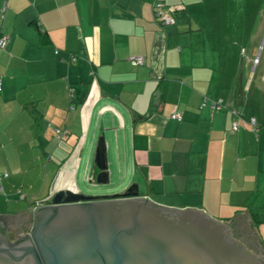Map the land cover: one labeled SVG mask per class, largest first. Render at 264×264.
<instances>
[{"label": "crops", "instance_id": "1", "mask_svg": "<svg viewBox=\"0 0 264 264\" xmlns=\"http://www.w3.org/2000/svg\"><path fill=\"white\" fill-rule=\"evenodd\" d=\"M211 1L0 0V191L21 193L36 175L41 198L0 214L49 205L61 190L113 196L138 184L157 204L227 225L247 214L264 246L261 37L235 39L229 15L200 13ZM156 2L175 23L157 20ZM55 129L68 137L57 142ZM100 138L107 185L96 182Z\"/></svg>", "mask_w": 264, "mask_h": 264}, {"label": "water", "instance_id": "2", "mask_svg": "<svg viewBox=\"0 0 264 264\" xmlns=\"http://www.w3.org/2000/svg\"><path fill=\"white\" fill-rule=\"evenodd\" d=\"M98 184L109 183L106 149L96 150ZM33 227L25 239L11 243L5 223L15 231L17 218ZM227 225L204 210L176 208L142 197L139 185L113 196L57 192L51 203L32 211L0 214V255L28 264H264L240 240L264 250L246 221ZM28 229H25L26 231ZM245 230L247 231L245 233ZM257 254V252H255ZM0 264H10L0 257Z\"/></svg>", "mask_w": 264, "mask_h": 264}, {"label": "rangeland", "instance_id": "3", "mask_svg": "<svg viewBox=\"0 0 264 264\" xmlns=\"http://www.w3.org/2000/svg\"><path fill=\"white\" fill-rule=\"evenodd\" d=\"M206 7L207 9H202L201 11L200 7H198L200 13L205 14L208 12L214 16L221 14L230 16L229 26L236 34L235 39L239 40L240 37L238 34H243L244 30L255 32V35L259 38L261 37L255 57L264 63V33L261 35L264 28H261L260 34H257V28L264 26V0H212L206 4ZM257 36L253 37V41L257 39ZM22 181V183L25 182V185L21 184L17 189L19 192L22 191L21 193L15 192V195H10L0 191V200L6 202L5 204L2 202L3 205L1 204L0 206L3 210H7L5 208L7 205L9 212L25 209L28 208L29 202L40 198L39 194H36V175L33 178L29 177L28 180L22 179ZM21 194L26 195V199L22 200L20 197ZM9 201L12 203L8 204ZM255 225L257 227V224Z\"/></svg>", "mask_w": 264, "mask_h": 264}, {"label": "built area", "instance_id": "4", "mask_svg": "<svg viewBox=\"0 0 264 264\" xmlns=\"http://www.w3.org/2000/svg\"><path fill=\"white\" fill-rule=\"evenodd\" d=\"M162 8L163 6L160 3H156L154 5V11H155V16L157 18V20H159L162 24H173L175 23V18L172 16H169L167 14H164L162 12ZM6 9V3H4L3 7H2V14H4ZM8 42V38L6 36L1 35L0 36V48H4L6 46ZM131 64L133 66H141L144 64V57L142 56H137L131 59ZM1 90V88H0ZM212 109L214 111H220V110H224L225 106L222 105L221 101H216L214 103H212ZM173 119L176 120H181V116L179 114H174L172 116ZM245 122V121H244ZM248 123L251 126V129L254 133L258 134V132L260 131V126L257 122V120L255 118L250 119ZM239 128V122L238 121H233L232 123V130L236 131ZM69 135L67 130H60V129H55V140L57 142H60L62 140H64L65 138H67ZM7 176V174H6Z\"/></svg>", "mask_w": 264, "mask_h": 264}, {"label": "flooded vegetation", "instance_id": "5", "mask_svg": "<svg viewBox=\"0 0 264 264\" xmlns=\"http://www.w3.org/2000/svg\"><path fill=\"white\" fill-rule=\"evenodd\" d=\"M16 219H18L19 223H16L18 228L15 231H12V228L8 226V222L5 223L6 231H7V237L9 238L11 243L16 242L17 240L25 239L27 236V233L24 230L25 229H30V230L32 229L29 226V223H27L25 221H21L22 218L19 219L16 217ZM246 232L247 231L245 230V233ZM233 235H234V238L243 242V244L247 247V249H249V250L251 249L250 250L251 252H253V251L257 252V254L254 252V254L259 258L260 261H262L264 263V250H262L259 245L253 243L250 239L243 241L241 238H237L235 236L234 231H233ZM0 240L2 241V244L5 245V243L3 242V235L1 234V232H0ZM0 246H2V245L0 244ZM0 257H3L5 259V261L7 263H10V264H28V261H26L27 258H23V259L21 258L20 261H15L13 258L6 256V255H3V256L0 255Z\"/></svg>", "mask_w": 264, "mask_h": 264}, {"label": "trees", "instance_id": "6", "mask_svg": "<svg viewBox=\"0 0 264 264\" xmlns=\"http://www.w3.org/2000/svg\"><path fill=\"white\" fill-rule=\"evenodd\" d=\"M156 3H160V2H156ZM155 3V4H156ZM154 4V5H155ZM161 4V3H160ZM162 5V4H161ZM163 6V5H162ZM175 15H181V16H186L187 15V11L185 10V9H181V10H177L176 12H175Z\"/></svg>", "mask_w": 264, "mask_h": 264}]
</instances>
